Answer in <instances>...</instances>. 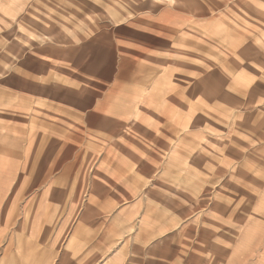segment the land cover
<instances>
[{"label":"rangeland","instance_id":"1","mask_svg":"<svg viewBox=\"0 0 264 264\" xmlns=\"http://www.w3.org/2000/svg\"><path fill=\"white\" fill-rule=\"evenodd\" d=\"M59 162L125 163L167 215L177 162L162 259L264 264V0H0V264H73L12 218Z\"/></svg>","mask_w":264,"mask_h":264},{"label":"crops","instance_id":"2","mask_svg":"<svg viewBox=\"0 0 264 264\" xmlns=\"http://www.w3.org/2000/svg\"><path fill=\"white\" fill-rule=\"evenodd\" d=\"M204 131L209 134L208 129ZM44 164L46 167L42 169L59 170L55 179L58 188L55 189L53 179L44 184L39 194L33 190L34 194H29L26 201L28 220L23 216V222H19L23 202L19 205L20 200H17L12 213L17 226L24 227L26 221L30 231L34 227L42 228L49 237H46L48 249L57 248L52 239L60 235L58 248L65 251L62 259L72 260L73 264H170L162 259V251L172 248L168 245L170 241L185 240L179 236L177 227L162 226L161 229L164 219L170 218L173 222L179 215L177 162L170 163L176 166L171 168L176 172H171L170 189L163 191L164 195L169 192L171 196L169 215L165 206L161 209L158 204L151 208V204L144 203L147 209L142 211L140 193L136 188L132 190L135 183L131 182V168L125 163L100 162L91 177L83 164ZM118 168L123 171L121 177L117 174ZM36 175L27 178L28 188L40 185ZM148 210H157V213ZM4 216L5 211L0 209V217ZM182 233L188 234L187 229Z\"/></svg>","mask_w":264,"mask_h":264},{"label":"bare ground","instance_id":"3","mask_svg":"<svg viewBox=\"0 0 264 264\" xmlns=\"http://www.w3.org/2000/svg\"><path fill=\"white\" fill-rule=\"evenodd\" d=\"M132 110V108H130Z\"/></svg>","mask_w":264,"mask_h":264}]
</instances>
